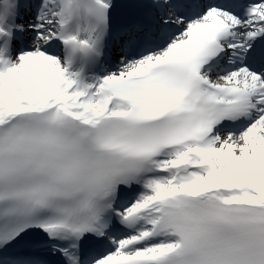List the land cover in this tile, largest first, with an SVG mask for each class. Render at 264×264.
<instances>
[{"label": "snow or ice", "instance_id": "6c2138e0", "mask_svg": "<svg viewBox=\"0 0 264 264\" xmlns=\"http://www.w3.org/2000/svg\"><path fill=\"white\" fill-rule=\"evenodd\" d=\"M0 264H264V0H0Z\"/></svg>", "mask_w": 264, "mask_h": 264}]
</instances>
